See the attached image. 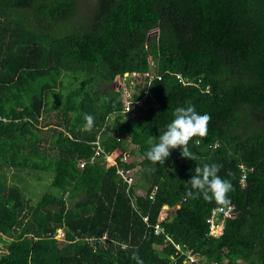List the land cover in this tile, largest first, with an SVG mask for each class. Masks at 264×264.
I'll use <instances>...</instances> for the list:
<instances>
[{
    "label": "trees",
    "instance_id": "1",
    "mask_svg": "<svg viewBox=\"0 0 264 264\" xmlns=\"http://www.w3.org/2000/svg\"><path fill=\"white\" fill-rule=\"evenodd\" d=\"M189 102L211 117L194 158L149 161ZM97 139L111 161L89 162ZM205 163L231 180L230 207L186 195ZM4 170L53 191L27 207L0 177V264H264V0H0Z\"/></svg>",
    "mask_w": 264,
    "mask_h": 264
},
{
    "label": "clouds",
    "instance_id": "2",
    "mask_svg": "<svg viewBox=\"0 0 264 264\" xmlns=\"http://www.w3.org/2000/svg\"><path fill=\"white\" fill-rule=\"evenodd\" d=\"M210 118V115L206 112H197L195 106L190 102L186 106L176 107L173 111V118L166 125L165 130L159 134L157 142L152 143V138L149 137L150 147L146 149L144 155L149 161L164 163L169 157L170 151L179 146L181 156L192 160L194 154L189 150L188 142L193 137H204L207 135V125ZM84 119L86 121L85 127H91L93 117L90 114H85ZM192 142L199 143L200 141L196 139ZM97 160L107 159L104 157ZM81 162L85 164V161ZM221 167L222 165L218 163L196 165L193 170L194 174L186 182L190 185L185 190L186 195L192 198H201L204 201L215 200L221 205L230 207L231 199L228 194L234 190V186L230 179L223 178L218 174ZM58 232H63L65 236V229H59L55 231L53 238ZM133 256L137 259L138 264H142L135 253H133Z\"/></svg>",
    "mask_w": 264,
    "mask_h": 264
},
{
    "label": "rangeland",
    "instance_id": "3",
    "mask_svg": "<svg viewBox=\"0 0 264 264\" xmlns=\"http://www.w3.org/2000/svg\"><path fill=\"white\" fill-rule=\"evenodd\" d=\"M84 1H90V0H84ZM92 1V0H91ZM113 84H101V89L104 91H113ZM124 95V94H123ZM54 114V113H53ZM48 118V117H46ZM43 118L42 121H40V126L47 125V119ZM133 147L130 146L129 149H132ZM2 175H5L7 184L10 185L12 183L18 185L22 192L25 195V199L27 202V207L29 205H33L36 203L38 198L43 195L45 192H52L53 189L50 187V179L51 176L49 174L45 173H39L37 171H26V170H15V171H0V177ZM67 199V195L65 196V200ZM72 202H67V207H71ZM11 239L9 237L3 236L0 233V255L7 252L6 248L7 245Z\"/></svg>",
    "mask_w": 264,
    "mask_h": 264
},
{
    "label": "built area",
    "instance_id": "4",
    "mask_svg": "<svg viewBox=\"0 0 264 264\" xmlns=\"http://www.w3.org/2000/svg\"><path fill=\"white\" fill-rule=\"evenodd\" d=\"M130 97H128V99L126 100V104L124 105L125 106V109L128 110V107H129V104H130ZM94 146H93V149H94V155L93 157H91L90 159V162L93 163L94 161H96L97 159L99 158H104L107 159V160H111V158L108 156V154L104 153L103 151V147L99 144V139H97L96 141H94L92 143ZM132 146V145H130ZM129 146V147H130ZM129 147L127 148L126 151H124L123 153V156H122V159L123 160H126L128 157H129V153H130V149ZM133 147V146H132ZM105 154V156H104ZM80 166H83L84 165V162H80L79 164ZM132 176L128 175V176H124V179L126 180V182H128L127 184L130 186L134 183V181H132ZM150 197V196H149ZM167 206H164V208H166ZM230 208H219L218 210H213L212 213H211V219L216 215V213L218 211H221L222 213H224V216H231L232 214L230 213ZM143 222H147V217H143ZM211 229H212V233H219V230L217 228H214L213 224L211 225ZM154 233L155 234H159V233H162L163 229L159 228V227H155L153 229ZM64 237V233L63 232H58L56 233V235L54 236V238H57V239H63ZM101 240H106V235L103 234L102 237H101ZM175 249L177 251H179L180 253L182 254H185L186 255V258L189 260V262H194L196 259H195V256L192 255L191 251L190 250H183L181 248V246L179 245H175ZM173 262H175V259H173Z\"/></svg>",
    "mask_w": 264,
    "mask_h": 264
},
{
    "label": "water",
    "instance_id": "5",
    "mask_svg": "<svg viewBox=\"0 0 264 264\" xmlns=\"http://www.w3.org/2000/svg\"><path fill=\"white\" fill-rule=\"evenodd\" d=\"M255 170V169H254Z\"/></svg>",
    "mask_w": 264,
    "mask_h": 264
}]
</instances>
